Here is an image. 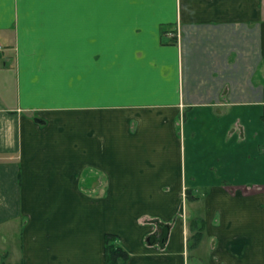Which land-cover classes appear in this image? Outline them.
<instances>
[{"label":"crops","instance_id":"crops-1","mask_svg":"<svg viewBox=\"0 0 264 264\" xmlns=\"http://www.w3.org/2000/svg\"><path fill=\"white\" fill-rule=\"evenodd\" d=\"M0 43L19 264H264V0H0Z\"/></svg>","mask_w":264,"mask_h":264},{"label":"rangeland","instance_id":"rangeland-1","mask_svg":"<svg viewBox=\"0 0 264 264\" xmlns=\"http://www.w3.org/2000/svg\"><path fill=\"white\" fill-rule=\"evenodd\" d=\"M0 52H4V45L2 46L0 43ZM9 224V225H8ZM1 223L0 224V264L7 263H20L23 255V237L20 228V220L10 221V223ZM7 225V226H6ZM7 227V228H6ZM8 229V230H7ZM194 232V231H193ZM191 230V234L193 233ZM199 237H193L194 241H198ZM120 237H116V242L118 244ZM196 245V244H195ZM202 245V244H201ZM200 248V245L189 249V255L197 256ZM196 261L193 257L188 260V264H193Z\"/></svg>","mask_w":264,"mask_h":264},{"label":"trees","instance_id":"trees-1","mask_svg":"<svg viewBox=\"0 0 264 264\" xmlns=\"http://www.w3.org/2000/svg\"><path fill=\"white\" fill-rule=\"evenodd\" d=\"M116 237L118 236L111 233L104 235L105 264H119V260L124 264L129 257V251L116 242ZM196 237H200V234Z\"/></svg>","mask_w":264,"mask_h":264},{"label":"water","instance_id":"water-1","mask_svg":"<svg viewBox=\"0 0 264 264\" xmlns=\"http://www.w3.org/2000/svg\"><path fill=\"white\" fill-rule=\"evenodd\" d=\"M157 225L160 228V233H153L149 235L146 238L147 243L153 244L154 242H157L161 247L164 246L167 236H168V231H169V225L160 223L157 221Z\"/></svg>","mask_w":264,"mask_h":264},{"label":"flooded vegetation","instance_id":"flooded-vegetation-1","mask_svg":"<svg viewBox=\"0 0 264 264\" xmlns=\"http://www.w3.org/2000/svg\"><path fill=\"white\" fill-rule=\"evenodd\" d=\"M156 233H158V234L160 233V228L157 229Z\"/></svg>","mask_w":264,"mask_h":264},{"label":"built area","instance_id":"built-area-1","mask_svg":"<svg viewBox=\"0 0 264 264\" xmlns=\"http://www.w3.org/2000/svg\"><path fill=\"white\" fill-rule=\"evenodd\" d=\"M0 48H1V46H0Z\"/></svg>","mask_w":264,"mask_h":264}]
</instances>
